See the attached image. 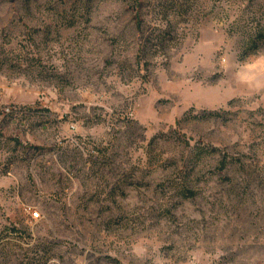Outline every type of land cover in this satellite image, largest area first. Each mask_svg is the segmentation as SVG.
<instances>
[{
	"label": "rangeland",
	"instance_id": "rangeland-1",
	"mask_svg": "<svg viewBox=\"0 0 264 264\" xmlns=\"http://www.w3.org/2000/svg\"><path fill=\"white\" fill-rule=\"evenodd\" d=\"M51 259L264 264V0H0V264Z\"/></svg>",
	"mask_w": 264,
	"mask_h": 264
},
{
	"label": "built area",
	"instance_id": "built-area-1",
	"mask_svg": "<svg viewBox=\"0 0 264 264\" xmlns=\"http://www.w3.org/2000/svg\"><path fill=\"white\" fill-rule=\"evenodd\" d=\"M25 211L31 215L32 219L38 218V213L34 210L31 206H25ZM44 264H58L56 260L51 259L50 261H47V263Z\"/></svg>",
	"mask_w": 264,
	"mask_h": 264
},
{
	"label": "trees",
	"instance_id": "trees-1",
	"mask_svg": "<svg viewBox=\"0 0 264 264\" xmlns=\"http://www.w3.org/2000/svg\"><path fill=\"white\" fill-rule=\"evenodd\" d=\"M225 167V164H223L222 166H221V168L223 169Z\"/></svg>",
	"mask_w": 264,
	"mask_h": 264
}]
</instances>
